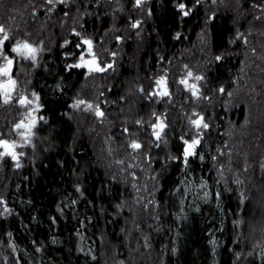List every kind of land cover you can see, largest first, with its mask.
<instances>
[{
    "label": "trees",
    "instance_id": "trees-1",
    "mask_svg": "<svg viewBox=\"0 0 264 264\" xmlns=\"http://www.w3.org/2000/svg\"><path fill=\"white\" fill-rule=\"evenodd\" d=\"M88 1L91 7L97 2ZM263 2L242 0V32ZM75 10L73 6L69 14ZM64 11L60 6L58 16ZM85 12L80 13L81 24L96 35L95 41L115 23L106 6L92 16ZM118 22L117 31L130 25L127 15ZM237 26L230 8L213 13L196 0H151L140 41L135 32L121 41L114 37L116 67L97 72L93 82L108 95L101 105L110 114L94 116L109 129L100 133L101 140H95L91 116L76 114L72 106L75 94L90 86L89 67L79 62L85 50L79 36L70 35L67 43L59 39L38 64L23 63L27 68L22 76L39 96L43 119L34 129L32 145L23 149L22 164L17 167L8 156L0 163V188L8 208L0 216V264H264V175L254 173L253 191L244 202L236 183L218 175L226 122L237 116L240 123L246 117L242 106L232 113L235 117L226 118L222 102L246 61L244 51H250L240 42L231 45ZM206 34L212 63H206L199 108L209 104L210 90L220 99L217 114L205 116L208 127L198 134L190 120L195 100L176 85L184 71L179 58L192 54L202 59L196 49ZM16 42L6 41L3 54H12ZM165 71L171 75L174 98L179 96L174 107L160 101L154 89L155 79ZM13 105L20 111L3 109L0 94L3 138L16 131L11 123L26 111ZM161 114L166 118L164 145L150 149L155 178L147 195L144 182H136L127 171L113 176L115 165L99 156L98 148L113 145L117 138L125 157L131 135L150 146ZM192 139L199 143L185 159V142Z\"/></svg>",
    "mask_w": 264,
    "mask_h": 264
},
{
    "label": "rangeland",
    "instance_id": "rangeland-1",
    "mask_svg": "<svg viewBox=\"0 0 264 264\" xmlns=\"http://www.w3.org/2000/svg\"><path fill=\"white\" fill-rule=\"evenodd\" d=\"M196 1L197 4L201 3L204 5L208 12L215 13L224 8L232 9L235 14V24L238 26L235 39L232 41L231 45L234 46L240 42L250 49L249 52H247V50L246 52L244 51V53H248V55L240 69V74L236 79L234 88L227 91L226 97L222 101L225 103L224 106L226 105L225 109L228 113H226V118L235 117L236 114L232 113L234 111L237 113L242 106L245 109L246 117L245 120L240 123H238L237 116L233 121L227 120L226 130L224 132L227 141L220 150L221 154L219 156L221 158L220 163L222 167L218 170L219 178L224 182L227 183L228 181H232L236 183L238 192L241 194L243 201L246 200L253 191L254 173L257 174V177L264 175V2L262 6L254 10L256 15L253 17V20L247 27V31L244 33L240 30L243 19L246 17V9L242 5V0ZM150 2L151 0H139V2L138 0H97V2L93 3V7H91L90 5L92 2L88 0H52L51 4L48 3V0H0V25H3L5 30L6 28L8 29L6 31H8L9 40L16 39V41L21 42L27 41L29 44L33 45V47L37 48L35 59H26L24 56L17 55L12 51V54L0 55V66L6 63L4 60L5 56L13 60V69L10 67L9 76L11 80L15 81L14 85L6 84L5 82L9 77L0 76V83H5V87L9 90L11 96L10 101L4 103L3 109L7 108L8 111L11 109L10 111L13 112V103H15V106H21V111L26 108V111H23L19 116L16 114L20 119L16 118L15 121L11 123L14 126L21 121L26 125H30L33 121L35 122L34 126L31 127L32 135L27 138V141L25 138L18 135V132H24L27 131V129L22 128L15 132H10L8 134L9 137L3 138V130L0 128V138L8 140L10 143L15 141L17 145L15 148L17 159H13L16 162V166L17 164H19V166L22 164L21 158L23 156V149L32 145L34 129L43 119L40 113L39 96L37 93H32L31 90H29L30 79L28 77L25 79L24 76H22V69L27 68V65L23 63L31 62L33 65L38 64L42 61L43 54L49 52L51 46L59 39L63 38L67 43V38L70 35L79 36L85 45V50L79 59L80 64L82 66H87L89 60L92 59L93 61L89 67L90 79L87 81V84H90V86L88 87L85 85V88L82 87L80 91L75 94L72 106L76 114L91 116V120H93L91 126L93 127L92 130L95 135V140H101L100 133L106 130L108 132L109 129L108 127L106 128L107 125L105 122L101 124L97 123L94 117L97 116V106L99 111L103 112L102 117L110 113L101 105V99L106 100L108 95L97 85L94 87L93 82L97 76L96 74H98L97 72H99L96 69L102 68L104 69L103 71H107L112 65L116 67L117 53H111L113 51L111 48L114 44V37H118V40L121 41L122 37L123 39L130 38V34L135 32L138 37L137 41H140L143 27L148 17V6ZM60 6H64L65 11L61 16H58ZM73 6H76L77 10L71 15L69 12ZM103 6L110 9L115 23L106 32L98 36V41H95L96 35L83 29L84 25L81 24L83 22V15L80 16V13L86 11L89 16H92ZM128 6L130 9L127 12L126 8H128ZM124 15H127L130 25L128 29L123 28L117 31L116 27L119 23L118 20ZM58 30L61 31L59 32ZM60 34L62 35L61 37H59ZM109 34H112L113 38L110 37ZM2 38L3 33H0V39ZM9 40L7 41L9 42ZM210 41L209 35L206 34L200 38L197 49L196 47L192 48L193 52L195 51L194 49L200 50L202 59L196 60L194 55L191 54L183 59L180 57L179 59L182 61L178 63L179 67L183 68L184 71L181 76L177 77L179 85H176V89L180 86L189 98L195 100V107L192 111L193 116L190 120L191 122H200L199 126L192 123L198 134L203 132L205 128L203 125L207 124L205 116L207 114H217V103H219L220 99L217 94L215 95L213 91L210 90L208 91L209 104L207 106L203 105V108L202 106L199 108L198 101L202 100V93L204 92L202 86L206 79V63L209 67L212 63V53L207 51L210 46ZM14 45L15 44H13L12 47ZM137 49L140 50V46H138ZM104 60H108L110 63ZM186 69L189 70L187 73H185ZM189 72L192 73L191 76L188 75ZM170 77L171 75L168 71H165V76H158L154 81V89L158 92L160 101H163L165 104L173 103L172 107H174L178 102L179 96L174 98V92L169 83ZM196 77H201V79H196ZM181 80H186L187 83L182 84L180 83ZM157 81H160V83L158 84ZM193 85L194 87H190ZM179 89L180 88H178L177 91H179ZM164 90L167 95H165ZM193 92L196 94L193 95ZM185 94L184 97L186 96ZM1 97L4 102V95L1 94ZM20 99L25 100L23 105L19 103ZM78 101H84V103L77 105ZM89 104L92 105L91 108L88 107ZM16 111L20 110L14 109V112ZM177 113L179 114L178 110ZM97 117L101 118V116ZM156 120V127H153L152 132L154 141L150 146L146 147L141 143V139L129 133L131 135L129 137L132 139L129 141V153L125 157L124 154L121 153V144L117 138H115V143H113V145H108L106 148H104L105 146L103 145L100 146L101 148H98V155L103 158H110L108 163H110L111 167L115 165L113 167V176L120 174L122 170L127 171L128 176L133 178L136 182H144L146 191L148 192L147 195L149 194L150 188L153 187L151 182L155 178V173L153 174L152 171L154 162L150 149L155 147L162 148L164 145V129L162 127L165 125L166 118L164 114H161ZM126 133H124V135H126ZM156 133H159V137H157ZM125 139L127 142L128 136ZM193 140L194 139L187 141L185 147L191 145ZM133 142L139 144L140 147L137 149L132 148L131 144ZM20 145L23 146L21 147ZM196 146L197 144L192 147V152H194ZM0 151H3V149L1 148ZM118 155H121V161L115 160V157ZM6 156L11 157L10 155L0 157V163ZM246 192H248V194H246ZM6 206L3 188H0V216L8 211ZM135 207L138 213L140 211L139 202H136Z\"/></svg>",
    "mask_w": 264,
    "mask_h": 264
},
{
    "label": "snow or ice",
    "instance_id": "snow-or-ice-1",
    "mask_svg": "<svg viewBox=\"0 0 264 264\" xmlns=\"http://www.w3.org/2000/svg\"><path fill=\"white\" fill-rule=\"evenodd\" d=\"M138 2H139V0H138ZM48 3L51 4L52 0H48ZM180 7L183 8L184 6L180 5ZM185 14H187V13H185ZM0 33H3V38L0 39V55H3V52H2L3 45H4L5 41L9 40L8 33L5 30V28L3 27V25H0ZM11 51L13 53H16L17 55L24 56L26 59H35V54L37 52V48L33 47V45L29 44L27 41H23V42L17 41L16 44L11 48ZM4 60L6 61V63L3 66H0V76L9 77V79L5 83L14 85L15 81L11 80V78L9 76V70L13 64V60L9 59L7 56L4 57ZM77 66H79V65H77ZM96 70L103 71L104 69L98 68ZM188 75L191 76L192 73L189 72ZM196 79H201V77H196ZM5 83H0V94L4 95V103H8L11 99V96L9 94V90L5 87ZM157 83L159 84L160 81H157ZM180 83L186 84L187 82H186V80H181ZM190 87H194V85L190 86ZM195 94L196 93L193 92V95H195ZM165 95H167V93H165ZM19 103L23 105L25 103V100L20 99ZM83 103H84V101H78L77 105L83 104ZM88 107L91 108L92 105L89 104ZM96 115L101 116V117L103 116V112L99 111L98 106H97V110H96ZM192 123L199 126L200 122L199 121H192ZM34 124H35L34 121L30 125H26V124H24L23 121H21L20 123L15 124L14 131L22 129V128L27 129V131L18 132V135L25 138V140L27 141V138L32 135L31 127H33ZM153 127L155 128L156 125H153ZM161 127H162V125H161ZM203 127L207 128L208 125L204 124ZM156 135H157V137H159V133H156ZM185 143H187V142H185ZM198 143H199V141L194 139L192 141V144L189 145V147L185 149V152H184L185 159L189 155L194 154V152H191L189 149ZM20 146L22 147L23 145H20ZM16 147H17V145H16L15 141L10 143L8 140L0 138V148L3 149V151H0V157H2L4 155H10L12 157V159H14V160L17 159V154L15 152ZM131 147L134 149H137L140 147V145L133 142L131 144ZM17 167H19V164H17Z\"/></svg>",
    "mask_w": 264,
    "mask_h": 264
},
{
    "label": "water",
    "instance_id": "water-1",
    "mask_svg": "<svg viewBox=\"0 0 264 264\" xmlns=\"http://www.w3.org/2000/svg\"><path fill=\"white\" fill-rule=\"evenodd\" d=\"M92 59L91 60H89L88 62H87V67H90V64L92 63ZM189 146H187L186 148H188ZM190 151L192 150V147L189 149Z\"/></svg>",
    "mask_w": 264,
    "mask_h": 264
},
{
    "label": "flooded vegetation",
    "instance_id": "flooded-vegetation-1",
    "mask_svg": "<svg viewBox=\"0 0 264 264\" xmlns=\"http://www.w3.org/2000/svg\"><path fill=\"white\" fill-rule=\"evenodd\" d=\"M11 68L13 69V67L11 66ZM186 148V147H185ZM191 152H192V150H191Z\"/></svg>",
    "mask_w": 264,
    "mask_h": 264
}]
</instances>
